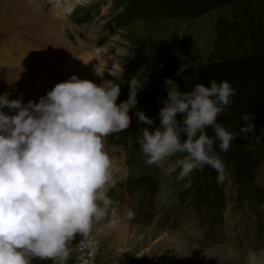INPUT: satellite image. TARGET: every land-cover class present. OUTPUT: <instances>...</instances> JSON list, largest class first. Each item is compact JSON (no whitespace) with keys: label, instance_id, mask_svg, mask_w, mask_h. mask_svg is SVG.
Instances as JSON below:
<instances>
[{"label":"rangeland","instance_id":"rangeland-1","mask_svg":"<svg viewBox=\"0 0 264 264\" xmlns=\"http://www.w3.org/2000/svg\"><path fill=\"white\" fill-rule=\"evenodd\" d=\"M24 1L25 5L15 9L17 3L5 8L0 0V27L5 34L0 40V58L10 35L67 64L84 60V54L91 56L85 61L90 66H59L54 59L50 64L10 65L16 60L10 57L0 66V91L25 103L39 102L56 83L72 75L102 84L116 79L110 72L119 77L122 88L117 103L129 98L133 76L139 80L138 99L152 94L184 66L209 63L218 21H236L232 5L190 14L188 5L182 7L188 15L183 17L172 11L181 7L178 0H133L137 7L130 8L132 18L126 19L123 16L129 10H124L131 3L125 0H51L52 5L46 0V6L40 0L46 10L35 0ZM34 4L39 10L33 11ZM65 32L77 39L92 37L95 45L76 51L63 40ZM96 66L103 75H97ZM137 107H141L139 102ZM4 111L12 114L8 108ZM112 136L105 140L116 181L109 195L117 201L122 220L109 233L99 235L100 245L86 252H82L85 240L77 241L73 254L77 261L81 259L77 264H264V148L247 159L251 173L245 184L239 182L236 165L224 161L223 184L217 183V177L200 176L199 170L197 176L192 173V185L185 189L187 178L178 181V172L169 174L147 165L140 145L121 146ZM249 147L244 142L240 150L251 152ZM129 208L135 212L132 220L124 217ZM70 261L71 257L67 264ZM38 264L52 261L40 259Z\"/></svg>","mask_w":264,"mask_h":264},{"label":"clouds","instance_id":"clouds-1","mask_svg":"<svg viewBox=\"0 0 264 264\" xmlns=\"http://www.w3.org/2000/svg\"><path fill=\"white\" fill-rule=\"evenodd\" d=\"M96 73L103 75L98 66ZM110 74L116 79L102 84L72 75L39 102L0 95V264H32L34 258L67 264L77 234L100 235L121 223L117 201L109 195L116 181L105 140L130 128L133 109L138 125L152 126L135 133L145 163L178 172V181L187 178L185 189L192 185V173L205 166L223 184L226 164L217 146L228 152L237 137L255 133L252 113L242 115L238 132L217 122L236 95L227 80L181 91L167 79L157 127L156 118L137 107L138 77L129 82V98L117 103L122 88L119 77ZM124 217L132 220L135 212L129 208Z\"/></svg>","mask_w":264,"mask_h":264},{"label":"trees","instance_id":"trees-1","mask_svg":"<svg viewBox=\"0 0 264 264\" xmlns=\"http://www.w3.org/2000/svg\"><path fill=\"white\" fill-rule=\"evenodd\" d=\"M125 1L131 3V6L125 7L124 11H129L123 17L132 18L130 11L132 7H137V1L135 6H133V0ZM178 1L181 2V7L172 9V11H175L177 16L182 15L183 17L188 15L187 12L183 14L182 7L187 8L188 5L191 6L189 14L217 10L226 5L233 7L232 18L236 21L220 19L217 23V39L210 62L192 67L184 66L172 80L179 85L181 91H190L197 83L210 86L212 79L218 82L227 80L236 89V95L232 97L233 103L218 116L217 122L223 124L229 131L238 132L239 127L245 123L241 119L242 115L252 113L254 116L252 123L256 126L255 133H248L247 139L243 135L237 137L228 152H221L217 146V152L223 161L233 162V165H236L239 182L245 184L251 173L246 166L247 159L264 148V0ZM237 10H240L238 14ZM138 13L141 12L138 11ZM167 95L165 83H161L152 94L138 99L140 109L144 110L149 117L156 118L157 127L160 123L158 113L164 106L163 100L167 98ZM158 98H160L159 102ZM134 111L135 109L132 110ZM177 118L182 120V114H178ZM137 120L138 118L134 116L130 128L113 133L112 138L129 148L139 146L135 133L138 127L149 126H146L147 124L138 125ZM206 131L210 136L214 135L211 127H208ZM244 142L249 144L251 152L240 150V145ZM218 143L217 141V145ZM262 162H264V157ZM199 170L200 176H213L212 180L218 174L210 166L197 169L193 174Z\"/></svg>","mask_w":264,"mask_h":264},{"label":"bare ground","instance_id":"bare-ground-1","mask_svg":"<svg viewBox=\"0 0 264 264\" xmlns=\"http://www.w3.org/2000/svg\"><path fill=\"white\" fill-rule=\"evenodd\" d=\"M36 2L40 3L41 5V1L40 0H35ZM45 3H43L45 6L47 5L46 4V0H44ZM67 3H69V0H66ZM3 3L5 5V8H9L12 4L14 5L15 3H17V5H14V7H17L15 9H19L21 8V5H25L27 3V1L25 2L24 0H3ZM49 5H52L53 2L50 0L48 2ZM34 8H33V11H37L39 9H37L35 6V4L33 5ZM42 9L46 10L42 5H41ZM26 8V7H25ZM51 8V7H50ZM41 10V9H40ZM10 12V11H9ZM17 12V11H16ZM42 12V11H41ZM40 12V13H41ZM44 13V12H43ZM8 14V13H7ZM38 14V13H37ZM42 14V13H41ZM35 15V14H34ZM33 15V16H34ZM32 17V15H31ZM60 18V17H59ZM59 20V19H58ZM57 20V21H58ZM65 20V19H64ZM8 21V20H7ZM10 21V20H9ZM26 22V21H25ZM52 22V21H50ZM43 23V22H42ZM32 25V24H31ZM28 26V25H27ZM35 27V26H34ZM33 28V27H32ZM65 29V28H64ZM9 30V29H8ZM66 30V29H65ZM71 31V30H70ZM63 32V31H62ZM67 32V31H66ZM65 32V33H66ZM69 32V31H68ZM6 33V32H5ZM35 33V32H34ZM70 33V32H69ZM40 34V33H38ZM4 32L2 30V28L0 27V40L3 38L2 36H4ZM8 36V35H6ZM22 36V35H21ZM61 36V35H60ZM69 36V37H67ZM10 38H6V50H2V54H4V57L2 59V57L0 58V66H2L3 63H5V61H8L10 59V57H16V60L15 62H13L12 64L10 65H20L21 63L19 62H24V64H31V63H40L42 62L43 64H48V61H49V64L51 63V61L54 59V61L57 62V64L59 63V66H90L88 63H85V61L91 57L88 55V57H86L85 55L87 54H84V56H81L82 58H84V60L80 61V60H77L76 62L77 63H83L82 65H77V63L74 62L72 64H67L66 62L60 60V59H57L55 57H53L52 55L48 54V53H43V52H40L38 50H35L34 48L30 47L29 45L25 44L24 42L16 39V37H13V36H9ZM33 37V36H32ZM67 37V38H66ZM78 37V36H77ZM22 38V37H21ZM37 38V37H36ZM66 39V40H65ZM63 40L66 41V44L68 43V46H72L74 49H76V51L78 49H90L92 47H94L95 45V40L94 38H80V39H77L75 36H70L68 35L67 33L64 35L63 37ZM64 41V42H65ZM26 42V41H25ZM65 49V48H64ZM73 50V49H71ZM89 54V53H88ZM6 57V58H5ZM47 59V61H46ZM9 62V61H8ZM7 64V63H6ZM23 64V65H24ZM41 64V63H40ZM5 65V64H4ZM9 65V66H10ZM52 66V65H51ZM13 67V66H12ZM16 68V67H15ZM8 69V68H7ZM11 69V68H10ZM13 69V68H12ZM65 69V68H64ZM74 69V68H73ZM5 70V69H4ZM16 77V76H15ZM13 89V88H12ZM3 93L0 91V95H2ZM12 98V97H11ZM116 168V167H115ZM113 230V229H112ZM111 230L107 231L106 233H104L103 235L109 233ZM101 235V234H100ZM102 235V236H103ZM98 236L94 231L92 233H90L89 235L87 236H82L80 234H77L75 240H73L72 242H70V245L69 247L72 249V254H71V261L69 264H77L78 262H81V259H79V261H77L76 259H74V253L76 252L77 248L74 247V244L83 239L85 240V243H84V246H85V250H82V252H86L88 251L92 246L94 245H100V241L98 239ZM87 237V238H86ZM183 242V241H182ZM94 243V244H93ZM92 244V245H91ZM228 252V251H227ZM226 254V253H225ZM264 255V254H263ZM259 257V256H258ZM77 258V257H76ZM264 259V257H263ZM40 263V259L39 258H34L33 261H32V264H38ZM261 263H264L263 261ZM87 264H92L91 262H88ZM254 264V263H253Z\"/></svg>","mask_w":264,"mask_h":264}]
</instances>
